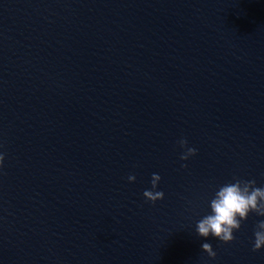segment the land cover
<instances>
[{
  "label": "water",
  "instance_id": "95a60500",
  "mask_svg": "<svg viewBox=\"0 0 264 264\" xmlns=\"http://www.w3.org/2000/svg\"><path fill=\"white\" fill-rule=\"evenodd\" d=\"M0 153V264H264L195 232L264 187V0H0Z\"/></svg>",
  "mask_w": 264,
  "mask_h": 264
},
{
  "label": "clouds",
  "instance_id": "9594fccd",
  "mask_svg": "<svg viewBox=\"0 0 264 264\" xmlns=\"http://www.w3.org/2000/svg\"><path fill=\"white\" fill-rule=\"evenodd\" d=\"M183 150L180 160L187 161L197 154V149L188 146V141L181 138L178 141ZM4 154L0 153V167L3 166ZM181 167H187L182 164ZM135 176L130 175L128 181L135 182ZM161 181L159 174H152L151 190H145L143 197L146 201L155 204L164 199V192L159 191ZM250 214L264 217V187H258L255 180H242L233 178V181L219 186L208 201V212L203 215L195 225L196 234L207 240L212 237L225 244L231 243L234 233L239 231L242 222L246 221ZM252 251L264 249V219L257 221L253 230ZM201 249L211 259L216 258V252L210 243H202Z\"/></svg>",
  "mask_w": 264,
  "mask_h": 264
}]
</instances>
